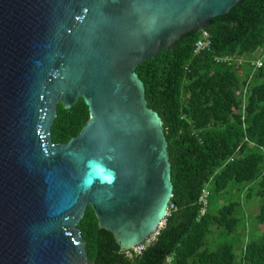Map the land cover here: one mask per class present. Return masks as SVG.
Segmentation results:
<instances>
[{
	"label": "water",
	"instance_id": "water-1",
	"mask_svg": "<svg viewBox=\"0 0 264 264\" xmlns=\"http://www.w3.org/2000/svg\"><path fill=\"white\" fill-rule=\"evenodd\" d=\"M239 1L0 0V264H95L87 207L122 252L156 233L171 164L136 68ZM80 98L88 120L54 143Z\"/></svg>",
	"mask_w": 264,
	"mask_h": 264
},
{
	"label": "trees",
	"instance_id": "trees-1",
	"mask_svg": "<svg viewBox=\"0 0 264 264\" xmlns=\"http://www.w3.org/2000/svg\"><path fill=\"white\" fill-rule=\"evenodd\" d=\"M203 31L210 45L195 52ZM136 74L163 123L173 195L140 253L120 251L87 207L77 227L88 260L264 264V0H240L227 16L139 64ZM56 112L57 144L77 136L89 118L81 98L67 110L58 104Z\"/></svg>",
	"mask_w": 264,
	"mask_h": 264
},
{
	"label": "built area",
	"instance_id": "built-area-1",
	"mask_svg": "<svg viewBox=\"0 0 264 264\" xmlns=\"http://www.w3.org/2000/svg\"><path fill=\"white\" fill-rule=\"evenodd\" d=\"M209 45H210L209 36H208V34L206 32L203 31L201 38H199L196 41L195 52H198L201 49L207 48ZM148 241H149V239H148ZM143 244H141L140 246H137L136 248H134V250H136L137 253H140L141 250L144 249V245Z\"/></svg>",
	"mask_w": 264,
	"mask_h": 264
},
{
	"label": "rangeland",
	"instance_id": "rangeland-1",
	"mask_svg": "<svg viewBox=\"0 0 264 264\" xmlns=\"http://www.w3.org/2000/svg\"><path fill=\"white\" fill-rule=\"evenodd\" d=\"M259 55H260V57L262 56V51H261V50H257L256 53H255V56H256V57H259ZM261 58H262V57H261ZM253 209L255 210L256 207L253 208ZM155 235H156V233L153 234V235L149 238V240L153 239Z\"/></svg>",
	"mask_w": 264,
	"mask_h": 264
},
{
	"label": "clouds",
	"instance_id": "clouds-1",
	"mask_svg": "<svg viewBox=\"0 0 264 264\" xmlns=\"http://www.w3.org/2000/svg\"><path fill=\"white\" fill-rule=\"evenodd\" d=\"M259 50H261V49L259 48ZM261 62H262V58L258 57V60L256 61L257 65L260 66Z\"/></svg>",
	"mask_w": 264,
	"mask_h": 264
}]
</instances>
